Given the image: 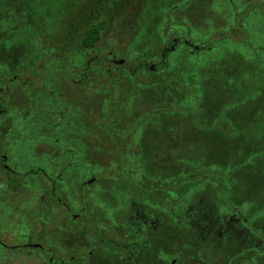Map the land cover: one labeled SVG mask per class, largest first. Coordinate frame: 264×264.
Segmentation results:
<instances>
[{
	"label": "flooded vegetation",
	"instance_id": "flooded-vegetation-1",
	"mask_svg": "<svg viewBox=\"0 0 264 264\" xmlns=\"http://www.w3.org/2000/svg\"><path fill=\"white\" fill-rule=\"evenodd\" d=\"M228 2V23L214 27L211 36L188 21L185 11L190 2L169 8L162 14L161 33L149 56L133 57L130 48L120 51V44L114 47L112 41L103 45L100 40L107 25L91 46L83 41L85 33L80 45L70 36L58 44L45 42L39 29L32 35L41 49L39 55L19 62L12 73L6 67V73H0V264H96L95 258L110 264H150L155 260L147 251L150 237L162 222L182 223L174 208L184 209L193 232L214 228L223 235L237 226L246 229V234L238 236H256L254 231L261 224L248 223L236 206L226 226L215 224L208 221L209 212L216 215L212 205L203 198L185 200V175H157L155 153H147L145 145L156 139L157 144L163 145V140L166 144L171 135L161 132L154 138L147 128L158 111L169 108L152 114L144 110L146 105L120 104V114L129 120L120 121L117 116L120 86L131 88L124 91L127 100L137 87L153 95L161 72L178 51L199 60L205 50L221 49V41H238L247 35L246 17L241 15L234 22L235 14L241 12L239 1ZM237 32L241 38L233 36ZM143 86H149V91ZM92 101L103 107L95 110L89 125L91 115H82ZM139 110L144 114L140 116ZM165 123L168 132L177 126ZM81 134L85 137L78 144ZM196 175L203 177L199 169ZM158 191L171 194L163 199ZM193 202L197 207L192 208ZM198 237L197 244L187 242L195 247L191 254L162 255L161 264H187L189 258L204 264L206 236Z\"/></svg>",
	"mask_w": 264,
	"mask_h": 264
},
{
	"label": "rangeland",
	"instance_id": "rangeland-1",
	"mask_svg": "<svg viewBox=\"0 0 264 264\" xmlns=\"http://www.w3.org/2000/svg\"><path fill=\"white\" fill-rule=\"evenodd\" d=\"M93 1L94 0H0V73H6L4 70L5 67L7 70L11 69L10 72L12 73L14 68L19 66V62L27 61V59L29 60L30 56L39 55L38 53L41 49H37V40H33L32 38V35L35 34L38 29L44 31L43 38L45 42L52 41L58 44V41H63L64 36H70L72 40L74 38L76 43L80 45L85 31L88 30L90 26L89 21L84 25H75L76 27L74 24L76 19L84 13L86 5ZM108 1L109 0L106 1V4ZM186 1L188 3L190 2L189 9L185 11L186 15L189 16L188 21L190 19L191 24L195 25L197 30L200 29V32L204 31L202 33L211 36L212 34L214 35L216 31L214 27L218 29L220 26L227 25L228 20L226 17H228L230 10L228 0H139L140 3L138 6V3L129 0L125 2V6H121L120 10L117 11L113 8V12L108 11L107 13L106 11L100 16V18L109 17V19L106 20L108 30L102 31L103 34L100 41L103 45L112 41V46L114 47L120 44V51L121 49L124 50V48H130L129 50L133 57L142 55L149 56L155 50L157 38L161 33L162 14L175 4ZM238 1L239 10H241V12L235 14L234 22H239L238 20L241 15H243L244 19L246 17V27L250 30V32H248L250 39L261 40L259 34H264V32L258 31L257 28L259 24L264 27V17L262 16L264 15V1L244 0V3L243 1ZM195 4H197L198 8L195 7ZM252 13L256 17H249L253 15ZM247 17L249 18L247 19ZM93 21H96V19ZM56 35H58V38H53V36ZM241 35L242 33L237 32V34L233 36L241 38ZM245 36L246 34L244 33V37L242 35V40L244 41L247 39L246 37H248ZM43 47L44 46L41 47L42 50ZM237 48L238 47L235 46V49L231 50L232 48L229 46L226 50H220L219 52L217 50L206 52L207 50H205L202 53V58L199 60H195L194 56L188 53L178 51L174 58L173 56L170 58L171 65L161 72L160 84L156 81L154 87L156 91H153V95L146 93V91L143 92L140 87H137L138 89L134 90L135 92L134 95L131 96V100H127V94L124 91L131 88L127 85L123 87L120 86V88L123 89L120 91V96L116 97V101L120 100V102H117V116L120 121L129 120L128 116H123L122 113L120 114V104L127 103L137 106H149L144 110H152V114L155 110L161 109L162 107L169 109L174 108L171 106L174 102V98H172L174 91L173 87H171V83L168 81L170 76L178 75L180 82L185 81V78H191L192 83L196 86V89L192 90L196 91L195 96H201V104L205 108L197 116L198 118H196V120L198 119V122L195 121L196 124L193 123L191 125V116L188 111L184 115H181L180 112L171 110L158 111L155 114L156 116L152 119L154 121L153 124H151L152 128H147V131L148 133H152L154 138L158 137L159 133L166 132L169 133L167 134L168 136L171 135V139H168L166 144L163 140V145L157 144L159 139L153 141L155 143L151 142L146 144V152L155 153V158L153 157V160H156L155 171L157 175L168 176L172 174L178 177L181 176V173L185 175L188 180V190L185 197L186 201L188 199L195 201L203 198L207 204L210 206L212 205L216 209V215H212L209 212L210 220L208 221H212L215 224H217V222L222 225L225 224L229 212H231V208L236 206L237 211L241 212V216L245 217L247 215V219H253L251 222H259L261 224L260 230L262 231V226L264 227V218L260 219L259 217L261 213H264V188L259 187L264 185L262 182L264 177V132H261L263 128L262 125H264V105L261 104L258 107L254 106L252 98H254V94L258 92V90L254 89L256 81L259 80V84L264 86V69L260 67L258 73L251 72V70L253 71L255 68L254 61L250 59L249 61H241V57H245L247 54H245L243 50ZM240 52L241 55L238 54ZM216 59L218 60L217 63H215ZM213 62L214 65L212 64L211 69L214 73L219 74V76H213L210 82H206L205 74L208 71L207 63ZM191 63L196 64L198 66L197 70L200 71H189ZM203 63H206V65ZM242 66L244 67L242 68ZM226 69L228 70L227 73ZM220 76H223L224 79ZM178 81H174L176 85ZM226 81H228V88L231 91L226 89H224V91H218V87H222ZM236 83H240L239 86H237ZM141 88H147V91L150 89L149 86H143ZM207 88H211V90L217 89V92L214 93L215 90L206 92L205 89ZM241 90L245 91L248 96V100L245 101L246 104L244 103L237 106L230 103L231 105H228L231 101L230 98L234 94L238 97L239 91L243 93ZM188 94L189 93L186 95ZM192 94L194 95V92L190 95ZM223 94L227 97L226 105H220ZM258 95L262 97V94ZM165 98L166 101L163 100ZM122 99L125 101L123 100V102ZM239 99H241V97ZM261 103H264V99ZM101 106L103 107L99 102L92 101V106H88V109L84 110L82 116L86 117V115H91L89 125H91V122L93 123L95 110H100L99 108ZM108 109L109 102L107 104V110ZM142 111L143 110H139L140 116L144 114ZM215 111L219 113H217V116L222 118V115L225 114L224 117L227 119L226 123L223 121L219 122L217 130L215 129L214 121H203V119H205L204 117H210ZM253 111L257 112V119H252L251 116L254 114L252 113L251 115L250 113ZM228 119L232 121L230 123L232 124L231 128L225 127ZM199 121H201L202 124H200ZM165 122H172V125L177 123V126H171L169 129L170 132H168L165 127ZM89 135L90 132L88 133V137ZM84 137L85 134H81L79 140L77 137L78 144ZM165 137L166 136H162V138ZM93 138L94 137L90 135V140ZM237 142L241 143L243 147L248 144L251 145L249 148L250 151L248 152V149L246 151V149L241 147L242 145H239L240 148L236 147ZM97 147L99 149L102 145H97ZM237 148L239 149L238 154L240 153L242 157L245 155L244 158L248 160V162L245 161L248 164L243 168L242 163L236 164V162L231 159L233 157L231 154H233L234 151L237 152ZM43 154L42 152V156ZM94 157L103 158L102 155H94ZM198 169L199 173L202 172L203 174L201 178L196 175ZM229 169L231 177L228 180L232 184L231 187L227 184L226 179L222 180L220 179L221 177L213 176L215 173L218 174L221 172V170H224L225 172H223L226 173ZM241 169L245 170L240 171ZM193 173L194 175H192ZM108 178L112 181L114 180L112 175H108ZM197 188L200 189L199 192H197ZM156 194L159 197L163 195L162 192ZM254 196L257 199L252 200ZM195 204L196 202L192 203V208L195 206L197 207ZM174 209L176 213H179L183 218L182 223H176L175 221L162 222V227L159 228L157 234L150 237L151 243L147 251L151 253V258L155 259L150 264H161L162 259L165 258L162 255L173 253L175 255V253L181 252L184 253V256L191 254V249L195 247L191 248L187 245V242L197 244L199 240L198 236H206L203 244L204 255L202 257V262L204 261V264H230L226 262V260H228V252H235L237 248H235L236 246L234 244H239L241 240L245 238L247 240L245 236H238V234H246V229L243 227L239 229L237 226L232 227L229 231L225 229L227 232L223 235H217L214 228H212L211 231L209 230V232L201 230L200 233H198L196 229H194L193 232L192 227L189 225V221L187 222V220H185L187 215L184 209ZM158 210L159 212L162 211V214H164L163 209L161 210L158 208ZM187 211L189 212V210ZM205 217H207V213ZM260 230L254 231V233L256 232V236H250L251 239L254 241L256 240L255 242H257V238L260 236V234L258 235ZM212 231L213 234L211 233ZM206 232L207 234H204ZM230 232H232V234ZM262 235L264 236V233H262ZM231 245L232 249L234 248L235 251L230 249L227 250V246ZM245 258L242 260L241 264H263L264 262V257L259 258L257 262H252ZM193 259L196 258H189L187 264H201L200 262L196 263ZM94 261L96 264H110L109 262L107 263L106 259L95 258Z\"/></svg>",
	"mask_w": 264,
	"mask_h": 264
},
{
	"label": "trees",
	"instance_id": "trees-1",
	"mask_svg": "<svg viewBox=\"0 0 264 264\" xmlns=\"http://www.w3.org/2000/svg\"><path fill=\"white\" fill-rule=\"evenodd\" d=\"M106 1L107 0H94L92 3L87 4L86 7L84 6L85 7L84 13L80 17H78L76 19V21H75L74 25H76V26L84 25L85 23H87L89 21V25L90 26H89L88 30H86L85 36L83 38V41H84L85 45H87V46L94 45L99 40V37H100L102 31L104 30V27H105L106 22H107L106 18L109 19V17L100 18V16L103 14V12H106V11H107V13H108V11L113 12L112 11L113 8H115L116 10L117 9H121L120 5L125 0H109L108 1L109 4H108V2L106 4ZM116 10H114V11H116ZM96 16H98V17H96ZM262 16L264 17V15H262ZM249 17L253 18V17H256V16H254V14H253V15H251ZM249 17H247V19ZM95 19H96V21H93ZM259 22H261V21H259ZM244 26H245L246 30L248 32H250V30L246 27V21L244 22ZM257 30L260 31V32L261 31L264 32V27L260 26V24H259ZM248 32H247V35H246L248 37H246L247 39H245V41L244 40H238V39H237L238 41H226V42L221 41V47H220L221 49H219L217 47L218 49L214 48L213 51L214 50H217L218 52L220 50L224 51L229 46H231V48H232L231 50H233V49H235V46H237L238 47L237 49H241V50L244 51L245 54H247L245 57L244 56L241 57V61H243V62H244V60L245 61H249V59L254 61L255 68L253 69V71L251 70V72L258 73L259 70H260V67H261V69H264V38H263L264 34H259L261 40H254V39L252 40V39H250ZM256 35H258V34H256ZM223 48H225V49H223ZM208 51L212 52V50H207L206 52H208ZM241 52L238 53V54L241 55ZM217 62H218V60L216 59L215 63H217ZM203 64L206 65V63H203ZM212 64L214 65V62L213 63H207L208 71L205 74L206 75V80H207L206 82H210V80L213 78V76L214 77H218L219 76V74H216V73H214V71H212V69H211ZM193 67H194V69H193ZM243 67L244 66H242V68ZM197 69H198V66L196 64H194V63L193 64L191 63V65L189 67V71H192V72L200 71V70H197ZM227 72H228V70L226 71V73ZM220 77L222 79H224L223 76H220ZM185 79H186L185 81H183V82L181 81L180 82V80L178 78V75L170 76V79L168 81H169V83H171V87H173V91H174L173 97H172V98H174V102H173V104L171 106L174 107V108H171L169 110L180 112L181 115H184L188 111V113L191 116L190 120L191 121H197L198 120V119L196 120V118H198L197 116L205 108L201 104V96L200 97L199 96H195L196 91L192 90V89H196V86L192 83V79L191 78H189V79L185 78ZM174 81H178V84L176 85L175 84L176 82H174ZM239 84L240 83H236L237 86H239ZM228 87H229V83H228V81H226L225 84L222 85V87H218V91H224V89L230 90ZM254 89L258 90V92H260V93L257 92V93L254 94L255 97L252 96V97H254V98H252L253 105L256 106V107H258L261 104L264 105V103H261L262 100L264 99V86L259 84V80H257L256 83L254 84ZM212 90H215L214 93L217 92L216 91L217 89H212ZM212 90H211V88L205 89L206 92H209V91H212ZM241 91L243 93H241L239 91L238 92V97L236 96V94H234L230 98L231 101L228 103V105H231L230 103H232V105L235 104V105L238 106L240 104H244L245 101L248 100V96L246 95L245 91H243V90H241ZM193 92H194V95L193 94L190 95ZM187 93H189V94L186 95ZM258 94H262V97H260ZM240 97H241V99H239ZM226 98L227 97H225V94H223L222 99L220 100V102H221L220 105H223V104L226 103ZM163 100L166 101V98L163 99ZM173 105H175V106H173ZM162 111H165V110H162ZM217 113L218 112L215 111V113L211 114L210 117H204L206 120L203 119V121H214L215 122L214 125H215V129L216 130L218 128V124H219L220 121H223L224 123H226V120H227L224 117L225 114L222 115L223 116L222 118H220V116H217ZM252 113L254 115H252ZM250 114L252 115L251 116L252 119H257V116H258L257 112L253 111ZM216 122H217V124H216ZM231 122H232L231 119H228L227 124H225L226 125L225 127L226 128H231V126H232V124H230ZM233 122H235V121H233ZM262 126H263V128H262L261 132L263 133L264 132V125H262ZM228 133H229V131H228ZM223 134H226V133H223ZM239 145L241 146L242 144L237 142L236 147L240 148ZM241 147L246 149V151L248 149V152H249L250 151L249 148L251 147V145L248 144L245 147H243V145H242ZM238 151H239V149L237 148V152L234 151V153L231 154L233 156L231 159H233L234 162H236V164H239V163L241 164L242 163V168H243L244 166H246L248 164L247 163L248 160L244 158L245 155L243 157L240 156V153L238 154ZM245 161H247V162H245ZM242 170H245V169H241L240 171H242ZM223 171L224 170H221V172H219L218 174L215 173L213 176H218L219 178L221 177L220 179H222V180L226 179L227 184L231 187L232 184L228 180L231 177L230 169L226 173H224L225 171L224 172ZM263 175H264V171H263ZM262 182L264 183V177H263V181ZM259 188H264V185H262V187H259ZM158 194H159V191H158ZM170 194L171 193L167 192V194L165 193V195H160V197H163V196L165 197L166 196L168 198V195H170ZM164 197H163V199H164ZM253 199H257V198L254 196L252 198V200ZM261 215H260L259 218L260 219L264 218V213H261ZM251 221H253V219H251V220H249V218L247 219L248 223H253ZM260 231H259L258 235L264 233V232L261 233ZM245 237H247V240H246ZM245 237H244L245 239L241 240V242L239 244H234L236 246L235 248H237L236 251H235L234 248L232 249V245L231 246H227V250L230 249V250H234L235 252H233V253L228 252L229 255L227 254L228 255V260H226V262H229L230 264H241L242 260L245 257H247L245 259H247L249 261L257 262V260H259V258L264 257V236H262V237L259 236V238H257V242H255L256 240L254 241L253 239H251L250 236H245ZM252 264H254V263H252ZM263 264H264V262H263Z\"/></svg>",
	"mask_w": 264,
	"mask_h": 264
}]
</instances>
